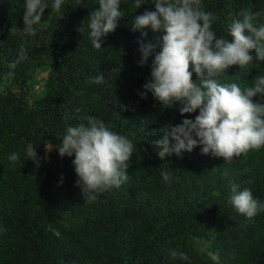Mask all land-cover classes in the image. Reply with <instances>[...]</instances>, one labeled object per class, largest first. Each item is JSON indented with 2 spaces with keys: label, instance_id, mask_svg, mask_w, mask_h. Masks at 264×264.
<instances>
[{
  "label": "trees",
  "instance_id": "16d2710c",
  "mask_svg": "<svg viewBox=\"0 0 264 264\" xmlns=\"http://www.w3.org/2000/svg\"><path fill=\"white\" fill-rule=\"evenodd\" d=\"M202 4L215 16L213 30L229 39L228 25L242 10L264 13V0ZM95 7L97 0H67L59 13L49 8L33 36L21 31L24 0H0V264H264V212L249 218L229 202L233 184L264 200V148L227 163L199 147L161 160L152 145L165 126L198 111L182 117L179 105L164 108L151 94H138L152 58L138 66L141 33L132 21L154 6L146 0L136 9L135 0H122L124 17L101 50L88 38L86 19ZM156 35L147 30L145 39ZM21 49L25 58L11 68ZM99 72L104 84L86 83ZM259 74L264 61L234 65L220 80L244 87ZM87 116L136 145L127 182L92 202L76 186L75 156L47 150ZM29 145L39 167L26 160ZM12 152L21 157L15 164L7 159ZM172 250L189 259L173 258Z\"/></svg>",
  "mask_w": 264,
  "mask_h": 264
},
{
  "label": "clouds",
  "instance_id": "9594fccd",
  "mask_svg": "<svg viewBox=\"0 0 264 264\" xmlns=\"http://www.w3.org/2000/svg\"><path fill=\"white\" fill-rule=\"evenodd\" d=\"M84 2L77 0V5ZM145 2L135 0V8L139 9ZM66 3L67 0H24L21 31L34 36L45 11L51 8L59 13ZM97 3L98 7L92 8L86 21L92 47L101 50L104 38L116 31L124 14L120 7L122 0H97ZM150 3L155 10H146L132 21V31L141 33L137 41L138 66H147L152 58L150 78L138 94L142 99L151 94L164 108L179 105L182 117L198 111L194 119L185 118L180 124L165 126L162 138L152 145L157 156L161 160L173 154L180 157L199 147L203 155L223 158L227 163L264 148V74L244 87L220 80L234 65L242 69L264 61V23L259 21L264 13L242 10L239 18L228 25L229 39L213 30L215 16L204 9L202 0H150ZM147 30L157 34L154 41L145 39ZM253 50L255 56L250 55ZM24 58L21 49L10 67L15 68ZM194 74L198 83L193 82ZM106 80L99 72L86 83L102 85ZM60 141L47 150L55 148L61 158L75 156L76 186L85 202L95 201L98 193L127 182L128 162L136 145L127 136L111 130L103 120L84 117L83 122L68 125ZM25 156L40 166L41 158L35 146L29 145ZM20 158L16 152L7 157L13 164ZM160 175L165 181L169 179L166 170ZM229 202L237 213L249 218L264 212V200L238 184L231 186ZM171 255L189 259L176 250Z\"/></svg>",
  "mask_w": 264,
  "mask_h": 264
},
{
  "label": "rangeland",
  "instance_id": "374dc122",
  "mask_svg": "<svg viewBox=\"0 0 264 264\" xmlns=\"http://www.w3.org/2000/svg\"><path fill=\"white\" fill-rule=\"evenodd\" d=\"M36 88H37V87L34 88L35 91L37 90Z\"/></svg>",
  "mask_w": 264,
  "mask_h": 264
}]
</instances>
